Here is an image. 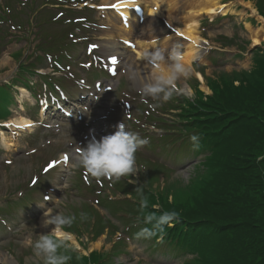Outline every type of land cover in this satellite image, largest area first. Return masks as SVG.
Segmentation results:
<instances>
[{
	"label": "rangeland",
	"instance_id": "374dc122",
	"mask_svg": "<svg viewBox=\"0 0 264 264\" xmlns=\"http://www.w3.org/2000/svg\"><path fill=\"white\" fill-rule=\"evenodd\" d=\"M196 1L199 0H168L170 5L166 2L161 7L163 15L135 20L133 37L130 34L127 48L123 49L120 38L111 36L114 27L110 20L115 12L112 0H0V84H7L14 94L8 117L24 116L32 121L31 126L22 128L7 116L0 120V264H43L34 255L31 242L41 234H50L55 227L45 224V211L77 219V212L86 211L81 205L83 201L96 207L100 215L109 217L121 231L111 234L104 230L94 236L91 216L74 220L73 225L82 230L81 239L75 232L68 243L81 253L109 252L116 240L124 238L120 247L124 252L111 256L115 264L185 263L183 256L173 254L171 246H156V239L144 233L128 239L124 222L97 203L105 193L111 199L124 198L121 193H113L115 177L88 180L89 175L83 169H72L70 162L89 140L113 134L122 122L127 131L141 139L147 140L151 131L156 132L155 137H161L163 132L148 123L158 115L166 119L172 116L159 106L162 100L145 97L141 92L157 70L144 59L140 60L141 66L132 63L137 61V55L144 56L145 51L158 49L167 58L179 45L183 53L188 42L179 32L185 27L186 13H183ZM216 1L229 5L228 12L199 17V34L206 40L207 52L201 61L191 62L187 78L181 77L176 82V91L188 96L193 94L188 81L192 77L199 79L197 71L214 75L251 67L252 29L246 24L252 17L250 4L242 0ZM249 22L254 25L252 19ZM223 35L235 36L236 43L222 46L216 40ZM39 43L55 48L69 44V48L62 50L68 54L62 58L60 67L54 65L51 56L55 57L58 51L62 53L61 48L55 53L47 52L37 48ZM241 45L246 46L244 52ZM214 59L217 61L213 62ZM23 63L32 64L29 72H18ZM45 75L52 76V81L45 79ZM56 77L59 81L53 80ZM22 81L31 83L39 102L30 95L31 88L27 94L21 90L25 88ZM199 82L209 94L206 82ZM48 102L51 108L55 105L59 109L56 115L44 112ZM147 102L157 107L144 106ZM64 108L70 109L73 117L61 115ZM155 123L158 121L154 120ZM178 145L169 143L163 148L159 143L150 145L147 140L135 153L136 170L130 174L134 181L145 172H153L151 164L159 163L170 169L169 176L160 175L154 187L175 183L178 189L185 190L203 168L199 166L200 171L195 166L200 157L182 152L175 155L171 146ZM178 157L181 162H177ZM27 193L34 200L21 203Z\"/></svg>",
	"mask_w": 264,
	"mask_h": 264
},
{
	"label": "trees",
	"instance_id": "16d2710c",
	"mask_svg": "<svg viewBox=\"0 0 264 264\" xmlns=\"http://www.w3.org/2000/svg\"><path fill=\"white\" fill-rule=\"evenodd\" d=\"M255 4L264 16V0H255ZM220 38L225 45L236 43L235 37ZM37 48L55 53L65 45L55 49L39 43ZM61 55L63 58L64 53L58 51L55 62L62 60ZM31 67L23 63L18 72H29ZM44 77L51 80L52 76ZM205 79L211 94L206 95L193 77L189 81L193 97L175 91L172 99L159 105L172 119L156 118L162 126L168 121L176 128L165 130L161 143L169 138L171 142L180 140L181 145L173 150L200 157L195 166L203 171L200 169L193 183L185 190L175 183L154 187L159 174L168 173L163 165L153 164V172L145 174L144 182L115 180L113 193L124 198L114 200L105 193L98 203L115 215L124 213L118 218L127 224L126 233H144L156 239V246H171L174 255L183 256L184 264H264V159H260L264 157V47L254 49L250 70L221 71L214 77L205 75ZM21 83L33 88L27 81ZM11 102L10 87L0 84V118L10 113ZM192 135L199 137L198 149L193 147ZM26 196L23 203L30 200L28 193ZM81 205L86 208L81 213L94 220V236L104 230L111 234L120 231L88 202ZM165 212L173 214L167 223L146 222L148 215L158 218ZM81 213H76L75 220H81ZM66 230L77 232L81 239L80 227L72 224ZM121 241H115L105 253L85 255L68 245L61 251L69 257L67 264H115L111 256L122 251Z\"/></svg>",
	"mask_w": 264,
	"mask_h": 264
},
{
	"label": "clouds",
	"instance_id": "9594fccd",
	"mask_svg": "<svg viewBox=\"0 0 264 264\" xmlns=\"http://www.w3.org/2000/svg\"><path fill=\"white\" fill-rule=\"evenodd\" d=\"M143 59L153 65L157 72L149 82L144 83L141 92L145 97L167 102L173 98L177 89V81L181 77L190 75V68L184 63L183 53L177 45L168 54L167 58L160 50L145 51ZM194 149L199 147V137H190ZM146 139H141L137 134L126 130L122 122L116 126L113 134L102 136L100 139L93 137L88 141L86 147H81L73 160L70 162L72 169H83L86 174L94 178L119 179L122 176L132 174L135 169V153L137 149L146 144ZM264 159V157H260ZM170 213H163L155 218L148 215L146 222L154 219L157 226L167 223L171 217ZM45 224L55 227L50 234H41L31 242L33 253L41 258L43 264H67L68 256L61 249L66 248L72 240L70 233L65 229L74 223L75 217L66 216L62 213L50 214L45 211ZM81 219L86 218L85 213L80 214Z\"/></svg>",
	"mask_w": 264,
	"mask_h": 264
},
{
	"label": "bare ground",
	"instance_id": "6f19581e",
	"mask_svg": "<svg viewBox=\"0 0 264 264\" xmlns=\"http://www.w3.org/2000/svg\"><path fill=\"white\" fill-rule=\"evenodd\" d=\"M153 1V2H151ZM168 2V0H112L113 5H119V7H114L116 10L114 15L111 16L110 24L114 27L111 32L113 38H120L122 44L121 48L126 49L129 39L133 37V32L137 22L135 20H142L151 18L155 15H163L161 7L163 4ZM245 3H248L245 1ZM169 2L168 5L169 6ZM228 7L225 3H218L216 0H199L192 4V6L185 11L186 13V22L184 29L179 30L181 35H184L188 40L186 44V50L183 52L184 63L187 67L190 68L191 62L194 60H202L205 52V42L206 40L199 34V17L203 14L208 16H214L216 13H227ZM251 11L254 13L255 10L251 8ZM258 19L261 21V25L257 28H252L249 24L247 26L252 29L250 38L252 45H259L261 42L264 43V19L261 16H258ZM119 19H122L120 22ZM118 22L120 23L118 25ZM131 34V38L129 37ZM159 39L156 40L158 43ZM137 61L133 62L134 66H141L143 64V56L141 54L137 55ZM149 65V64H148ZM147 65V66H148ZM145 66V67H147ZM156 69V68H155ZM157 70V69H156ZM196 75L199 79L203 80L201 73L196 72ZM205 89H207L205 87ZM21 90L27 94L28 91L25 88ZM12 111L11 108H9ZM10 122L19 124L18 126H28L32 124L31 119L24 116H12L9 118ZM6 138V137H5ZM184 158V157H183ZM177 162H181L182 159L178 157Z\"/></svg>",
	"mask_w": 264,
	"mask_h": 264
},
{
	"label": "snow or ice",
	"instance_id": "6c2138e0",
	"mask_svg": "<svg viewBox=\"0 0 264 264\" xmlns=\"http://www.w3.org/2000/svg\"><path fill=\"white\" fill-rule=\"evenodd\" d=\"M113 7H119V5H113ZM93 47H95V46H93ZM113 60H115V58H113ZM28 126H31V125H28ZM67 160V158H65V161ZM52 166H54V165H52Z\"/></svg>",
	"mask_w": 264,
	"mask_h": 264
},
{
	"label": "crops",
	"instance_id": "0c3cea01",
	"mask_svg": "<svg viewBox=\"0 0 264 264\" xmlns=\"http://www.w3.org/2000/svg\"><path fill=\"white\" fill-rule=\"evenodd\" d=\"M248 24H250V25L252 26V24H251V23H248Z\"/></svg>",
	"mask_w": 264,
	"mask_h": 264
}]
</instances>
